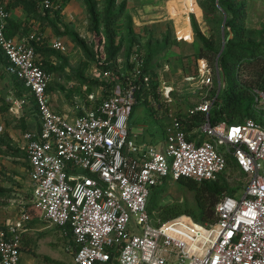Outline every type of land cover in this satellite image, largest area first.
Returning a JSON list of instances; mask_svg holds the SVG:
<instances>
[{
  "label": "built area",
  "instance_id": "built-area-1",
  "mask_svg": "<svg viewBox=\"0 0 264 264\" xmlns=\"http://www.w3.org/2000/svg\"><path fill=\"white\" fill-rule=\"evenodd\" d=\"M45 12H63L56 0H43ZM10 13L0 0V50L7 58V74L30 90L40 117L39 132H26L33 209L50 226L69 237L67 251L75 264H264V127L253 119L241 124L213 125L210 112L216 98H208L196 113L202 122L170 116L164 143L158 145L133 132L130 119L143 85L152 89V76L135 48L117 81L98 100L94 93L78 101L70 119L54 111L49 88L52 76L37 64L34 34L20 41L8 34ZM179 35L186 33L178 32ZM53 48L66 50L63 41ZM102 75L113 78L115 62L99 60ZM107 67V68H106ZM217 71L220 68L217 65ZM169 63L157 71L156 94L173 102L175 83L166 77ZM191 93L213 85V70L199 59L197 75L185 76ZM196 82V83H195ZM86 89L85 87L83 88ZM264 110V92L256 90ZM28 105L11 106L20 114ZM157 110L162 106L153 102ZM161 116V114H160ZM189 116V117H192ZM193 125L189 128V125ZM230 160L249 181L238 197L225 196L216 208L217 221L202 225L190 216L155 221L149 204L152 190L169 181L189 178L214 181ZM32 218L26 208L0 226V264H20L23 240Z\"/></svg>",
  "mask_w": 264,
  "mask_h": 264
},
{
  "label": "rangeland",
  "instance_id": "rangeland-1",
  "mask_svg": "<svg viewBox=\"0 0 264 264\" xmlns=\"http://www.w3.org/2000/svg\"><path fill=\"white\" fill-rule=\"evenodd\" d=\"M56 1L60 2L64 8L61 15L45 12L40 0H2L4 4L6 3V8L10 13L8 21L9 35L20 41L28 40L34 34L40 36L41 40L37 43V64L52 75V88L50 91H57L56 104L58 107L62 109L72 108L76 102H84L86 95L90 93H94L98 100H102L106 97V90L110 88L113 82L122 83L119 75L124 72V67L120 68L116 63H122L123 65V63L128 61L133 48L131 47L134 42L133 38L135 35L138 36L133 28L131 29L130 23H128L127 18L131 16L127 12V18L121 16L118 21L113 23V28L111 29L115 42L113 49L117 51L112 56L110 33L104 21L107 0H94L97 22L92 21L93 19L85 0ZM123 1L119 0L118 6ZM196 1L198 4L196 3L193 9L197 16L191 14V20L197 30L200 26L198 21L202 22L203 20L204 23L202 25L203 27L205 25V30L204 28L202 29L205 31L208 40L211 39L212 35L216 36L219 53L216 59L217 67L218 59L225 50L222 51L223 40L228 37V31L225 29L227 15L220 8L215 9L216 12H213L208 6V0ZM213 1L219 7L220 0ZM242 2L246 13L241 24L244 26L246 33L243 38L247 42L251 40L249 43L253 45L264 48V0H243ZM187 12H190V8L186 11V14ZM177 15H179L177 19L186 22L184 14ZM179 28L181 26L178 27V30ZM200 31L201 33L203 32L202 30ZM58 40L65 43L66 50L57 51L53 48V42ZM201 59L205 60L213 70L212 86L209 88L198 86L194 93H191L188 89V84L184 82L185 73L180 74L178 71L172 70V73L166 78L173 81L175 87H177V91L172 95L173 102L164 104L158 96L162 106L161 111H158L157 106H153V101L148 104L143 103L145 96L139 91L138 99L142 98V100H139V103L133 109L130 121L131 127L135 130L150 132L156 137L154 139H157L154 142L160 145L164 143V130L170 116H181L184 119L192 116V112L196 111L208 98L215 97L214 94L216 92L219 94L223 88V77L221 76L223 70L220 68L219 72L216 67L213 68L207 57L204 56ZM99 60L115 62L113 78H106L102 75L105 68L98 65ZM161 63L153 62V66ZM5 66L6 61L0 50V153L3 147L6 150L12 148L18 154V161H15V164L20 167L22 173L18 196L7 191L0 194V214H5V217L12 214L16 215V211L12 209L25 207L32 218L28 226L33 229L45 227L47 224L40 220L38 212L33 209L30 203L33 187L29 176L26 142L23 139L25 132L29 128V121L34 117V114H37L36 106L34 107V103L28 95L27 87L20 80L7 74ZM192 75L195 76L196 74ZM155 81L157 83L153 86L158 89V86H160L158 84L159 80L156 78ZM84 87L86 88L85 90L83 89ZM21 99H26L29 102V106L26 107L28 110L23 113V109L20 114L12 113L10 110L11 106ZM152 107L155 111H152ZM256 109L261 112L260 103H258ZM263 115L261 114L260 118L264 120ZM3 152L5 151L3 150ZM224 175L232 190L236 191L235 194L237 196L242 194L249 181L248 177L235 164H230ZM13 198L16 203L12 207L9 200ZM167 206H179L182 211L194 210L196 208L195 194L178 181L171 180L158 195H156V191L152 194L151 207L155 219L159 218L162 220L165 215L161 211L165 210ZM179 216L189 215L184 213ZM171 218L173 219V217ZM49 231L57 235V239L60 238L59 229L52 227ZM65 237V242H62L63 238L59 239L60 242H56L54 240L56 237L46 241H43V239L40 241L42 236L40 238L34 237L30 246H33V248L34 245L39 246L40 253L38 252V254L42 255H46L51 250L60 251L64 258L63 261L65 260L62 264H74L75 255L73 252L66 251L69 237Z\"/></svg>",
  "mask_w": 264,
  "mask_h": 264
},
{
  "label": "trees",
  "instance_id": "trees-1",
  "mask_svg": "<svg viewBox=\"0 0 264 264\" xmlns=\"http://www.w3.org/2000/svg\"><path fill=\"white\" fill-rule=\"evenodd\" d=\"M2 1V0H1ZM41 3L43 0H40ZM89 8V13L92 16V21L97 22L96 16V4L94 0H85ZM119 0H107L105 6V26L110 33V48L112 56L116 54L114 48V39L111 33L113 23L118 21L121 16L126 17L127 5L126 2L118 6ZM243 0H220L219 7L216 6L213 0H208V6L213 12H216L218 8L221 9L224 14L227 15L225 23V29L228 31V37L226 39L225 50L219 57L217 65L223 70V88L219 94H214L216 101L210 112V119L213 125L226 123L228 125L241 124L248 119H253L264 127V120L260 118V115L264 114V110L258 111L256 107L258 102L256 100L255 91L264 92V48L258 45H253L247 42L243 37L246 36L245 28L242 26V22L246 16L245 6L242 4ZM119 7V9H118ZM118 11L116 12V10ZM216 9V10H215ZM48 14H62L60 12H47ZM127 18V17H126ZM128 23L132 29L131 17L127 18ZM127 23V24H128ZM195 29L196 38L201 42V49L199 52V58L207 57L210 65L216 67V59L219 56L218 46L216 42V36L212 35L211 39L203 35L193 23ZM113 32V31H112ZM220 33V32H219ZM9 34V25H8ZM232 34V37H231ZM134 42L131 47L134 46L138 37L134 36ZM37 52V43L33 44ZM3 54V52L1 51ZM156 54H151L146 60V71L152 76V89H147L143 85L141 93L144 94V104L155 102L160 105V99L156 94V89L153 85L157 83L155 79H158L157 71L159 67L164 65L166 62L155 59ZM3 57L7 63V58L3 54ZM162 62L160 65L153 66V62ZM222 73V72H221ZM23 85H25L22 82ZM26 87V85H25ZM140 92L138 94V97ZM37 108V106H36ZM157 108V107H156ZM38 110V108H37ZM152 111H155L152 107ZM264 116V115H263ZM205 118V114L196 113L192 117L183 118L184 120L192 122H202ZM189 125V124H188ZM193 125H189L192 128ZM230 164H235L230 160ZM229 164V165H230ZM236 166V165H235ZM237 167V166H236ZM178 182L187 187L190 191L195 194L196 208L194 210H180L179 206H167L164 213V217L161 219H155L151 207V199L149 204V211L155 221L165 222L167 219L173 217H180L181 214H188L195 222L202 225H212L217 221L216 208L219 202L225 196L238 197L234 190H232L225 175L219 176L214 181L197 182L189 178H180ZM167 184V183H166ZM165 185L155 187L152 190V194L156 191V195L161 192ZM5 193L0 190V194ZM152 197V195H151ZM161 213V214H162ZM172 219V218H171Z\"/></svg>",
  "mask_w": 264,
  "mask_h": 264
},
{
  "label": "crops",
  "instance_id": "crops-1",
  "mask_svg": "<svg viewBox=\"0 0 264 264\" xmlns=\"http://www.w3.org/2000/svg\"><path fill=\"white\" fill-rule=\"evenodd\" d=\"M124 1L126 2L127 5V12L131 16L132 28L134 32L138 35L137 36L138 40L134 44L132 51L135 48L138 49L143 59L145 60V66H146L147 58L151 54L152 55L156 54L155 59L169 63L172 67V70H176L180 74L185 73L184 75L186 76H194L192 74L197 75V62L199 59H201L199 58L198 55L202 44L196 38L193 29V23L191 20V14L197 16V13L193 9L197 1L196 0H124ZM189 8H190V12H187L186 14V11ZM177 14H184L183 16L186 22L177 19L179 17V15ZM198 23L200 25L199 26L200 30H202L203 31L202 33L206 36L204 31L205 25L204 27L202 25L204 23L203 20L202 22L198 21ZM179 26H181V28H179V30H181V33H187V34L179 35L178 34ZM202 28H204V30ZM55 42H53V44ZM162 66H160L159 69H161ZM51 88H52V81L49 88V95L51 99L50 104L52 109L61 115H65L70 119H74L77 115L78 102H76L75 106H72V108L62 109L58 107L56 104L57 91L56 92L50 91ZM27 90H28V95L33 101L35 107L36 105L31 95V92L28 88ZM27 106H29V102ZM26 107L24 108L23 113L28 110ZM36 111L37 114H34L33 115L34 117L29 121V128L27 132L36 133L39 132L40 130L41 122L37 108ZM34 120L35 122H33ZM131 129L133 132L139 133L144 140H147L149 142H154L155 140H157L154 139L156 137L153 136V134H151L150 132L135 130L132 127ZM3 150L5 152H3ZM3 150L0 153V163H1L0 190L4 192L7 191L13 195L18 196L20 192V182H21L20 177L22 173L20 167L17 166V164H15V161H18V154H16L12 148L6 150L3 147ZM29 176H30V164H29ZM9 202L10 205L12 206L15 205L14 203H16V200L13 198L10 199ZM19 208L20 207H17V209H12L16 211L15 212L16 215L12 214L11 216L5 217V214H0V226H3L6 224V222L17 218ZM39 218L42 222L46 223L47 225H45V227H39L34 229L29 227V231L25 234L23 240L22 257L20 264H53V263L62 264L65 260L63 261L64 258L60 251L51 250L46 255L45 254L42 255V254H38L39 246L34 245V248L33 246H30L31 240L34 237L40 238L41 236L42 238L40 241H42V239L43 241L52 240L54 237H56V239H54L56 242H60L59 239L62 238H63L62 242H65L64 237L66 235L63 234L64 230L62 228L54 227L60 230V238L57 239L58 236L53 234L51 231H49V229H51L52 226H50L44 219H42L40 215ZM68 243H69V239H68ZM67 246L68 244L66 245V251H67Z\"/></svg>",
  "mask_w": 264,
  "mask_h": 264
},
{
  "label": "water",
  "instance_id": "water-1",
  "mask_svg": "<svg viewBox=\"0 0 264 264\" xmlns=\"http://www.w3.org/2000/svg\"><path fill=\"white\" fill-rule=\"evenodd\" d=\"M231 37H232V34H231ZM226 43H227V42H226V39H224V40H223V49H222V51L225 49ZM220 86H221V85H220Z\"/></svg>",
  "mask_w": 264,
  "mask_h": 264
}]
</instances>
